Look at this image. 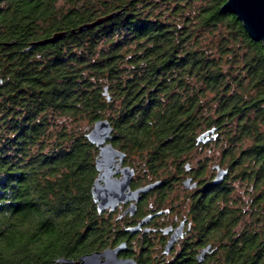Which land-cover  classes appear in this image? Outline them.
<instances>
[{"label": "trees", "instance_id": "obj_1", "mask_svg": "<svg viewBox=\"0 0 264 264\" xmlns=\"http://www.w3.org/2000/svg\"><path fill=\"white\" fill-rule=\"evenodd\" d=\"M225 1L0 0V42L14 41L0 58V264L115 243L90 194L98 119L141 181L179 180L213 129L227 174L209 191L214 247L198 264H264V47Z\"/></svg>", "mask_w": 264, "mask_h": 264}, {"label": "flooded vegetation", "instance_id": "obj_2", "mask_svg": "<svg viewBox=\"0 0 264 264\" xmlns=\"http://www.w3.org/2000/svg\"><path fill=\"white\" fill-rule=\"evenodd\" d=\"M0 58L4 62L5 46L1 42ZM122 165L127 164L123 161ZM132 168L134 174L129 184L130 190L155 181L160 183L142 193L138 200L121 201L112 210L97 212L105 218H111L116 232L115 243L107 247L114 248L124 243V249L118 253V257L131 258L136 264L204 263L213 253L214 247L213 224L204 212L212 203L209 191L214 185V175H204L202 178L201 174L192 168L184 169L185 173L179 177L183 187L182 194L178 195L174 194L175 183L170 178L141 181L138 169ZM188 177L195 183L193 187L183 186L182 181ZM132 203L134 207L130 211ZM137 227V231H131ZM175 233V241L169 250L164 252L168 240ZM207 246L210 248L204 253L203 261L198 262L197 255Z\"/></svg>", "mask_w": 264, "mask_h": 264}, {"label": "water", "instance_id": "obj_3", "mask_svg": "<svg viewBox=\"0 0 264 264\" xmlns=\"http://www.w3.org/2000/svg\"><path fill=\"white\" fill-rule=\"evenodd\" d=\"M221 11L231 13L242 23L243 28L254 41H260L264 47V0H226L221 8ZM119 14V11H114L105 16L99 17L96 20L84 23L78 26V31L87 30L98 24L103 23ZM65 32L53 33L50 37L41 39L31 44L41 45L48 42H55L64 37ZM14 41L4 42V45L10 46ZM103 94L109 100L106 88ZM213 132L209 129L197 136V143L206 141V136ZM87 140L97 147V155L94 159V166L97 175L93 180L90 194L92 201L95 204L96 211L101 213L106 209L112 210L118 202H125L130 199L138 200L142 193H145L157 185L160 181H155L135 190L129 189L134 169L129 165H122L125 153L111 144L112 138V125L107 119L96 120L90 130L85 135ZM189 167L188 163L185 164V169ZM215 174L212 179L213 184L221 183L227 170L214 165ZM120 174L119 176H116ZM183 186L190 188L195 185L191 178H185L182 181ZM134 203H132L130 211L133 210ZM138 230L137 228L131 229L132 232ZM177 233L173 234L165 246L164 252H167L175 241ZM125 244L121 243L114 248L107 247L100 251H92L80 255L78 258H69L65 256L57 257L50 264H136L131 258H119L118 253L124 249ZM210 248L207 246L197 255V261L202 262L204 253Z\"/></svg>", "mask_w": 264, "mask_h": 264}, {"label": "rangeland", "instance_id": "obj_4", "mask_svg": "<svg viewBox=\"0 0 264 264\" xmlns=\"http://www.w3.org/2000/svg\"><path fill=\"white\" fill-rule=\"evenodd\" d=\"M83 123L84 122H82V124ZM212 133L213 132H211L209 135L205 137L206 141L202 143V146H198L197 148L192 150V152L189 155V159L187 160L189 167L192 168V170H194L195 172H198L199 174H201L202 178L204 175H214L215 174V169L213 168V166L217 164L216 162L219 157L215 149L216 147L213 145ZM137 169H138V175H141L142 170H140L139 168ZM183 173H185L184 170H183ZM175 175H176V171L172 169V171L170 172L169 178L175 183L174 184V194L179 195V194H182L181 192H182L183 187L181 185V180L174 179ZM232 184L234 185L235 189L238 187L237 184L235 183H232ZM236 192L238 193L239 189L238 191L236 189Z\"/></svg>", "mask_w": 264, "mask_h": 264}]
</instances>
